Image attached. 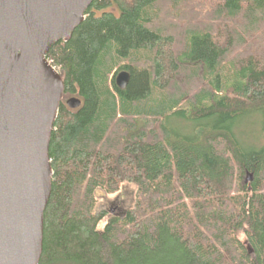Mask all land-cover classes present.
<instances>
[{
  "label": "trees",
  "instance_id": "1",
  "mask_svg": "<svg viewBox=\"0 0 264 264\" xmlns=\"http://www.w3.org/2000/svg\"><path fill=\"white\" fill-rule=\"evenodd\" d=\"M46 58L65 87L38 264H264V0H93Z\"/></svg>",
  "mask_w": 264,
  "mask_h": 264
},
{
  "label": "water",
  "instance_id": "2",
  "mask_svg": "<svg viewBox=\"0 0 264 264\" xmlns=\"http://www.w3.org/2000/svg\"><path fill=\"white\" fill-rule=\"evenodd\" d=\"M92 1L0 0V264L40 260L53 176L49 145L65 87L46 55L72 37ZM128 80L124 70L115 77L120 89ZM65 103L81 105L76 97Z\"/></svg>",
  "mask_w": 264,
  "mask_h": 264
},
{
  "label": "rangeland",
  "instance_id": "3",
  "mask_svg": "<svg viewBox=\"0 0 264 264\" xmlns=\"http://www.w3.org/2000/svg\"><path fill=\"white\" fill-rule=\"evenodd\" d=\"M174 129L177 130V133L181 136H188L191 135L192 132V123L188 124L185 119L179 118L177 116H174ZM255 127H253L248 121L246 123H243L239 126H237V131H245L248 133V135L242 136L243 139L251 140L255 134H254ZM244 181L247 178V175L245 174ZM251 182L248 179L249 183ZM102 195V197H101ZM98 204L97 209L99 211L106 212L107 217L106 219L112 214L120 216L125 211L126 208H128L133 203L134 198V190L132 186L125 185L122 187V189L112 195L104 194L103 192L98 193Z\"/></svg>",
  "mask_w": 264,
  "mask_h": 264
}]
</instances>
